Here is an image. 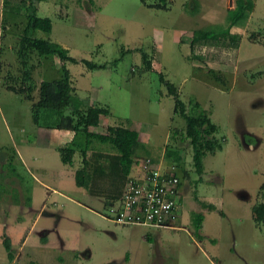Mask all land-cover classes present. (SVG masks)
Listing matches in <instances>:
<instances>
[{
    "label": "rangeland",
    "instance_id": "rangeland-1",
    "mask_svg": "<svg viewBox=\"0 0 264 264\" xmlns=\"http://www.w3.org/2000/svg\"><path fill=\"white\" fill-rule=\"evenodd\" d=\"M16 1L21 2V11H27V0L0 4V264H28L29 260L43 264H264V222L258 227L247 217V206L264 202V191L259 189L264 183V0H254L247 22L233 28L241 35L237 44L195 45L191 43L194 31L225 26L235 0H170L167 9L154 7L158 0L38 2L39 14L50 17L53 28L36 29L35 36L60 43L78 59L106 64L95 69L82 62L65 64L79 95L110 109L97 129L106 132L109 125L123 122L138 129L150 151L142 153L141 160L152 156L174 165L166 158L167 146L183 150L185 162L175 169L187 170L189 176L183 177L178 198L182 216L178 223L193 228L195 240L184 230L121 225L105 218L107 208L88 201L86 191L75 183L80 152L70 169V181L61 180L60 172L54 181L37 170L41 158L53 169H62L58 156L39 144L35 132L40 126L31 111L42 79L59 77L62 69L58 57L52 59V66L45 63L46 72L37 54L27 67L19 60L16 50L23 30H14L23 23L18 26L22 13L10 12ZM11 45H15L13 51ZM144 53L151 61L149 69ZM28 68L36 84L33 99L9 89V85L29 83L23 81ZM210 69L223 80L215 79ZM162 74L175 84L190 112L198 102L219 127L223 147L205 154L202 173L193 165L192 145L182 138L185 121L174 111ZM174 128L179 130L175 137ZM93 144L109 149L97 140ZM41 177L50 182L48 187L40 183ZM212 203L226 213L218 235L219 248L226 253L217 261L194 227L196 216ZM43 204L53 214L52 222L58 223V231L51 235L54 245L34 247L39 242L36 225L37 229L26 233L28 245L21 250L19 230L32 226ZM8 234L13 262L2 242Z\"/></svg>",
    "mask_w": 264,
    "mask_h": 264
},
{
    "label": "trees",
    "instance_id": "trees-1",
    "mask_svg": "<svg viewBox=\"0 0 264 264\" xmlns=\"http://www.w3.org/2000/svg\"><path fill=\"white\" fill-rule=\"evenodd\" d=\"M27 1L29 2L26 9L27 23L16 50L19 60L27 67L32 55L37 54L43 66L46 62H50L52 66V59L58 57L62 69L59 77L42 79L40 82L38 100L34 101L31 107L34 123L41 127L68 129L74 132L71 142L60 146L59 151L62 161L72 166L76 162V153L80 152L81 165L76 170L75 175V183L78 186H84L90 193L101 196L109 188L108 184L114 182L117 184L123 181L125 187L133 165L140 163L142 153L148 155L150 151L140 139V132L126 125L123 121H121L123 123L109 125L105 133L91 131L90 127L98 126L101 116L110 114V109L100 103L92 102L89 97L79 95L71 75L65 67L66 62H82L89 69L106 67V64H99L89 59H78L71 56L69 50L60 43L35 36L33 31L36 29L51 31L53 28L52 19L37 14L36 4L41 0ZM141 1L147 2L146 0ZM169 2L170 0H158L154 7L167 9ZM254 7V0H235V6L228 10L225 26L196 29L193 34L192 45L210 41L237 44L241 35L233 32V28L244 25ZM143 57L147 63V69L151 68V61L147 54L144 53ZM46 68L45 66V72ZM210 72L215 79L223 80L216 70L210 69ZM23 76L24 82L29 81L27 85L25 83L18 86L9 85V89L25 98L33 99L32 92L36 84L32 78L31 69L24 70ZM160 79L167 86L169 95H172L174 99V111L185 121L184 131L181 132L182 138H187L192 145L193 165L198 173H202L205 154L214 153L223 147L217 136L219 127L211 118L209 111L202 108L198 102L193 104L194 108L190 112L187 103L180 97L175 84L166 80L163 74ZM178 133V128H174L173 136L175 137ZM95 140L108 144L110 150H92L90 158H87L86 152L95 147L93 144ZM166 158L178 168L185 162V155L181 147L171 144L167 146ZM97 163L99 164L97 165ZM178 175L181 179V187L183 177L189 176V172L187 170L182 173L179 171ZM259 189L264 191V183ZM122 195L123 192H120L114 197L120 199ZM210 208H215V205L210 204ZM252 214L255 224L260 227L264 222V202H256L252 207ZM202 219L203 214L199 213L195 218L194 227L196 231H199ZM3 243L9 261L13 262L15 255L10 237L5 235ZM31 264L37 263L32 261Z\"/></svg>",
    "mask_w": 264,
    "mask_h": 264
},
{
    "label": "crops",
    "instance_id": "crops-1",
    "mask_svg": "<svg viewBox=\"0 0 264 264\" xmlns=\"http://www.w3.org/2000/svg\"><path fill=\"white\" fill-rule=\"evenodd\" d=\"M1 2H2V0H1ZM19 3L21 4V2H17V1L15 3L14 2L11 3V7L12 8L10 7V9H11L10 12H18V13L21 12L22 13V19L19 21L18 26H19L20 22L23 21V23L20 24L18 30H14V31L22 32V30H24V28L26 26V23H27V15H26V11H24V12L21 11ZM36 5H37V14L39 16H41L39 14L38 3ZM13 17L14 16H11V18H13ZM21 26L23 27L22 29L20 28ZM7 32H8V30H7ZM6 39H7V37H6ZM1 48L2 47L0 45V52L2 53L0 55H3V50ZM14 48H15V45L14 46H12V45L10 46V49L12 51L14 50ZM4 56H6L5 53H4ZM0 65H1V63H0ZM101 119H100V123H101ZM100 123H99V125H100ZM98 126H91L90 130L94 131V132L105 133L103 130H98L97 129ZM37 129H40L39 132H37V131L35 132L37 134L36 137L39 140V144L43 145L45 147V150L49 151V154L57 155L58 158L60 159L61 165H62V169L61 170L53 169V167H52V165L50 164L49 161H47L45 158H43V159L41 158L40 162L38 164L37 170L43 176H48V177H45V178H51V179L55 178L56 172H60L61 180L70 181L72 179V177H73V176H71V172L72 171L70 170L72 165L65 164L62 161L61 154H60V151H59V147L71 142V140L74 137V132L71 131V130H68V129H56V128L41 127V126L38 127ZM134 129H136V128H134ZM136 130H138V129H136ZM96 149H101L102 150V148L100 146H96V147L90 148L86 152L87 158H90L91 151L92 150H96ZM56 153H58V154H56ZM98 164L99 163H97V165ZM138 166H139V164L133 165V167H132V169H131V171L129 173V177L131 175H133L137 171ZM45 178L41 177V179H39V180H40V183L42 185L48 187L50 185L49 184L50 182L45 181ZM54 181H55V179H54ZM108 186H109V188L107 190H105V194L102 195V196L101 195L92 194L84 186H81V187L86 191V193H87L86 197L89 199L88 201L94 203L95 206H99V207H102V208L105 207V208L108 209V207L110 206L109 203L119 200L118 198L116 199V197H114V195L119 194L120 192H124L123 190H125L123 181H121V182H119L117 184L114 182V183L108 184ZM64 196H66V195L64 194ZM241 200L242 201L243 200H247L245 202H249L248 199H241ZM212 204L215 205V208H211V209L209 208V209H205L204 211H202V212H205V213L203 214L201 227H200L199 231H196V232L198 233V236H200L199 239L200 240H204L205 243L207 244L210 254H212V256H215L214 261L215 260L217 261V258H222L223 255L226 253V251H223L222 249L219 248V240H218V237H219L218 235L221 233L222 225H223L222 219L226 216V213L218 205H216V203H212ZM247 205H249V204L247 203ZM252 206H253V204L251 206H247V208L250 211V213L247 214V217L253 220ZM34 210H36V209H34ZM176 213H177V216H178L177 224H178L179 228H176L174 230L187 231V233H189L191 235V237H192L191 240H195L196 238L194 236L193 228L189 229L186 226H183L181 223H178L182 219V216H181V213H180L179 202H178V206H177V209H176ZM103 215L105 216V218H107L106 213H104ZM52 216H53L52 213L46 212V205L43 204L37 210V213H35V216H33L34 221L32 223V226H30L28 228L26 226H24V227L21 226L20 230L18 229L20 234H21V236H23L21 242L18 245V246H20L19 248H21V250H23L28 245V234H26V233H29L32 229L33 230L37 229L36 225H39V227L37 229L39 242L35 241V243L33 244L34 247H38L39 246L38 244L40 243L41 246H47L50 249V247L52 245H54V242H53V240L51 238V235L53 234L52 231H54V230L58 231V223L57 222H55V223L52 222V220H51ZM188 224L190 226L193 224L191 219H190V222ZM33 226H35V227L33 228ZM170 229H172V228H170ZM38 237L35 238V240H37ZM10 239H11V236H10ZM2 242H3V240H2ZM209 252L207 254L208 258L211 256L209 254ZM229 252H231V251H229ZM32 261L37 263L36 260H29L28 264H31ZM37 264H43V263H41L39 261ZM175 264H177V263H175Z\"/></svg>",
    "mask_w": 264,
    "mask_h": 264
},
{
    "label": "built area",
    "instance_id": "built-area-1",
    "mask_svg": "<svg viewBox=\"0 0 264 264\" xmlns=\"http://www.w3.org/2000/svg\"><path fill=\"white\" fill-rule=\"evenodd\" d=\"M175 168V164L145 157L129 177L122 197L108 207L107 218L121 225L179 228L176 209L181 179Z\"/></svg>",
    "mask_w": 264,
    "mask_h": 264
}]
</instances>
